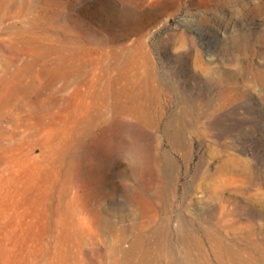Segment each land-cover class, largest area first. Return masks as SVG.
I'll list each match as a JSON object with an SVG mask.
<instances>
[{"label": "rangeland", "instance_id": "1", "mask_svg": "<svg viewBox=\"0 0 264 264\" xmlns=\"http://www.w3.org/2000/svg\"><path fill=\"white\" fill-rule=\"evenodd\" d=\"M11 12L6 53L38 59L24 98L106 113L80 146V230L0 167V264H264V0H1Z\"/></svg>", "mask_w": 264, "mask_h": 264}, {"label": "bare ground", "instance_id": "2", "mask_svg": "<svg viewBox=\"0 0 264 264\" xmlns=\"http://www.w3.org/2000/svg\"><path fill=\"white\" fill-rule=\"evenodd\" d=\"M29 9L30 6L26 7V10ZM6 14L0 16V24L14 17V12H11V16ZM13 28L15 26L10 25L0 31V167L7 166L10 179L7 178L6 182L21 195L25 204L29 199L24 195L33 191L43 193L49 204H55L47 214L48 224L61 227L66 232L70 229L80 230L85 220L78 212L72 193L75 173L80 168V146L83 138L103 120L106 112L97 106L96 112L91 113L90 102H84L85 98H77V101L70 98H24L37 89L33 69L38 59L24 61L16 53H6L17 43ZM122 112L125 109L122 108ZM35 151L38 153L34 154ZM57 186L59 191L56 194L54 187ZM76 234L81 235L79 231ZM68 237L71 238V235ZM134 249H137L135 245L126 252L127 255L134 253ZM121 251V248H116L117 253ZM107 252L110 260H113L115 251L108 249ZM67 256L68 253L64 254V263L73 264ZM82 263L75 261L74 264Z\"/></svg>", "mask_w": 264, "mask_h": 264}]
</instances>
